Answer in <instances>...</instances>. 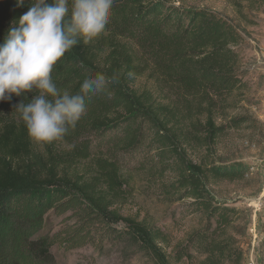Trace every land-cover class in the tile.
Instances as JSON below:
<instances>
[{"label":"trees","instance_id":"1","mask_svg":"<svg viewBox=\"0 0 264 264\" xmlns=\"http://www.w3.org/2000/svg\"><path fill=\"white\" fill-rule=\"evenodd\" d=\"M226 1L244 19L241 1L264 4ZM27 9V0L21 7L0 0V43ZM242 42L227 17L204 7L114 0L105 31L66 52L52 73L61 94L79 93L83 80L97 74L105 78L86 97V113L74 130L50 144L29 138L15 105L28 103L35 90L0 108V264L7 263L15 224L48 213L62 217L45 236L50 247H101L125 239L149 264H178L191 257L189 251L200 256L198 264H242L243 251L230 232L237 210L208 188L247 170L243 163H219L215 150L225 129L245 121L224 119L246 85ZM143 75L147 81L137 88ZM141 172L158 198L189 199L188 210L203 218L170 253L155 223L120 210ZM259 261L264 264V238Z\"/></svg>","mask_w":264,"mask_h":264},{"label":"rangeland","instance_id":"2","mask_svg":"<svg viewBox=\"0 0 264 264\" xmlns=\"http://www.w3.org/2000/svg\"><path fill=\"white\" fill-rule=\"evenodd\" d=\"M168 1L220 13L243 36L240 75L246 85L236 107L225 111L224 119L235 116L244 117L245 121L237 127L225 129L215 150L219 163H243L247 170L243 177L215 180L209 183L208 188L227 207L237 210L230 232L243 251L242 264L247 262L250 254L260 264L264 238V4L248 5L241 1L244 19L226 0ZM146 81L143 75L136 79L135 86L143 87ZM15 98L13 95L10 101L0 102V108L10 106ZM143 178L142 172L135 175L134 193L120 210L123 214L155 223L166 234L167 243L163 247L170 253L176 245L185 242L189 233L201 227L203 218L188 210L189 199L168 203L158 198V193ZM61 219V216L48 213L36 221L17 222L9 241L6 264H149L125 239L106 241L101 247L90 244L74 249L60 244L48 246L45 236L60 227ZM189 252L191 257L178 264H198L200 256L194 251Z\"/></svg>","mask_w":264,"mask_h":264},{"label":"clouds","instance_id":"3","mask_svg":"<svg viewBox=\"0 0 264 264\" xmlns=\"http://www.w3.org/2000/svg\"><path fill=\"white\" fill-rule=\"evenodd\" d=\"M26 0H15V6ZM28 9L11 22L0 43V101L37 91L15 105L29 138L38 144L63 139L86 113V97L104 76L85 79L79 93L61 94L52 73L58 61L80 43L106 29L114 0H27Z\"/></svg>","mask_w":264,"mask_h":264},{"label":"built area","instance_id":"4","mask_svg":"<svg viewBox=\"0 0 264 264\" xmlns=\"http://www.w3.org/2000/svg\"><path fill=\"white\" fill-rule=\"evenodd\" d=\"M245 264H258L255 256L253 254H250L248 257V260Z\"/></svg>","mask_w":264,"mask_h":264}]
</instances>
